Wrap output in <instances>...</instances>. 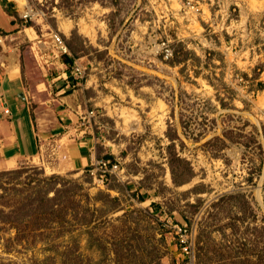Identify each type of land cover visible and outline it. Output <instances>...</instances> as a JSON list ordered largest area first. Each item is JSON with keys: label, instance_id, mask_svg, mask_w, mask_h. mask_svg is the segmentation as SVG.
<instances>
[{"label": "rangeland", "instance_id": "374dc122", "mask_svg": "<svg viewBox=\"0 0 264 264\" xmlns=\"http://www.w3.org/2000/svg\"><path fill=\"white\" fill-rule=\"evenodd\" d=\"M6 6L17 24L0 28V50L14 47L30 78L85 68L82 80L69 79L66 107L98 160L113 155L118 169H65V156L47 151L5 167L0 143V217L25 220L18 232L0 218V264L256 260L264 247V0ZM54 33L74 57L64 69ZM56 189L68 206L64 225L31 230L37 200Z\"/></svg>", "mask_w": 264, "mask_h": 264}, {"label": "crops", "instance_id": "0c3cea01", "mask_svg": "<svg viewBox=\"0 0 264 264\" xmlns=\"http://www.w3.org/2000/svg\"><path fill=\"white\" fill-rule=\"evenodd\" d=\"M1 1L0 28L17 24L10 7L7 8V4ZM4 48L0 50V143L5 156L4 166L9 167L8 163L13 158H32L46 151L64 155L65 161L59 165L62 163L65 169L93 166L98 160L96 144L93 138L85 135L84 130L74 128L72 110L66 107L71 105L73 88L69 79L73 75L69 77L66 70L50 72L47 69L39 73L38 79L37 76L32 79L21 70L20 62L14 54L15 48ZM67 55L74 62V57L70 53ZM61 57L63 55L56 58ZM43 60L46 63L51 59L43 57ZM57 62L61 69L67 64L71 65L64 60ZM58 79H63L62 84L56 83ZM61 105L65 107L59 111ZM58 112L64 114L59 116ZM44 113L47 117L43 118ZM60 118L65 121L61 122Z\"/></svg>", "mask_w": 264, "mask_h": 264}, {"label": "trees", "instance_id": "16d2710c", "mask_svg": "<svg viewBox=\"0 0 264 264\" xmlns=\"http://www.w3.org/2000/svg\"><path fill=\"white\" fill-rule=\"evenodd\" d=\"M4 4H8V0H3ZM63 59L65 62H69L71 65L73 63V60L67 55L64 54L63 55ZM103 159L105 160H111V164L114 163V156L113 155H108L106 157H104ZM179 159V158H176ZM172 172L173 175H175V170L172 166ZM57 176H53L50 177V179H56ZM56 193L52 198H40L39 200H37V204L38 207L34 208L35 211L37 212L36 215L34 214V216H31V218H33V220H30L31 224H34L31 227V230H42V229H48V228H60L64 225V222L66 219L65 215L67 213L68 210V206H66L64 204V202H62L61 200L58 199L59 197V192L60 189H56L55 190ZM143 200H145V198H143ZM33 201V199L31 198H23V200L21 201V203H25L23 208H26V206H28L29 204L31 205V202ZM29 202V203H28ZM22 206V205H21ZM22 209V207H21ZM37 209V210H36ZM5 209H0V212L4 213ZM18 210H20V207L18 208ZM22 211V210H21ZM11 212H8L7 215L4 217H0L1 220L5 221V222H9L12 223L11 225H13L18 232H22V227H23V222L25 221L23 218L20 220H11L12 216H11ZM53 223H57V225H53ZM261 238H264V232H261L259 235ZM243 260V261H242ZM221 261V262H220ZM217 264H226V262L220 260ZM229 264H264V247L262 248V251L257 254V259L253 260L252 256L251 257H247L246 259H240L237 258L236 256L231 257L230 258V262Z\"/></svg>", "mask_w": 264, "mask_h": 264}, {"label": "built area", "instance_id": "2783aa9c", "mask_svg": "<svg viewBox=\"0 0 264 264\" xmlns=\"http://www.w3.org/2000/svg\"><path fill=\"white\" fill-rule=\"evenodd\" d=\"M23 17L25 19L30 17V13H25ZM3 41L4 37L0 35V43H2ZM52 42L56 47L58 56L68 54L70 52L67 44L59 34H53ZM72 75L74 76V78L82 80L85 77V68L79 67V65L76 64L75 66H73ZM95 166L97 173H101L102 176L104 173L106 174L107 172L113 171L114 169H118V164H111L109 160L105 159L98 160L95 163Z\"/></svg>", "mask_w": 264, "mask_h": 264}, {"label": "bare ground", "instance_id": "6f19581e", "mask_svg": "<svg viewBox=\"0 0 264 264\" xmlns=\"http://www.w3.org/2000/svg\"><path fill=\"white\" fill-rule=\"evenodd\" d=\"M23 5L25 4V0H19ZM9 166H14L15 164H16V160H15V158H13V159H11L10 161H9ZM148 200V199H147ZM144 202V201H143Z\"/></svg>", "mask_w": 264, "mask_h": 264}]
</instances>
